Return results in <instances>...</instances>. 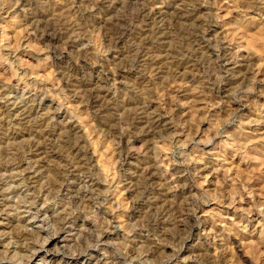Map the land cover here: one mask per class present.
<instances>
[{
  "label": "rangeland",
  "instance_id": "obj_1",
  "mask_svg": "<svg viewBox=\"0 0 264 264\" xmlns=\"http://www.w3.org/2000/svg\"><path fill=\"white\" fill-rule=\"evenodd\" d=\"M1 163L0 264H264V0H0Z\"/></svg>",
  "mask_w": 264,
  "mask_h": 264
},
{
  "label": "bare ground",
  "instance_id": "obj_2",
  "mask_svg": "<svg viewBox=\"0 0 264 264\" xmlns=\"http://www.w3.org/2000/svg\"><path fill=\"white\" fill-rule=\"evenodd\" d=\"M51 152V151H50ZM48 153V152H47ZM96 154H97V151L96 150H93V156H96ZM100 158L98 159V164L99 163H101V165H103V162H102V156L100 155L99 156ZM16 159H18V158H16V155L14 156V157H12V161H15ZM11 160V159H10ZM16 161H18V160H16ZM79 164H81V162L79 163ZM17 165V164H16ZM0 166H1V168H4V167H2V166H5L4 164H0ZM105 167V166H104ZM103 167V168H104ZM52 170H53V168H52ZM51 172V171H50ZM55 175V174H54ZM56 180V179H55ZM54 184V183H53ZM18 235H16L15 237H17ZM19 237V236H18Z\"/></svg>",
  "mask_w": 264,
  "mask_h": 264
}]
</instances>
